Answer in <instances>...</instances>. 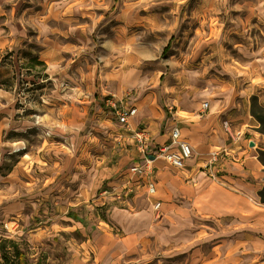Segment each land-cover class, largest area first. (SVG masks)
<instances>
[{
	"label": "rangeland",
	"instance_id": "rangeland-1",
	"mask_svg": "<svg viewBox=\"0 0 264 264\" xmlns=\"http://www.w3.org/2000/svg\"><path fill=\"white\" fill-rule=\"evenodd\" d=\"M190 77L218 96L264 101V0H0V232L76 190L87 152L120 162L110 102ZM255 213L253 232L205 219L123 264H264V211Z\"/></svg>",
	"mask_w": 264,
	"mask_h": 264
},
{
	"label": "crops",
	"instance_id": "crops-1",
	"mask_svg": "<svg viewBox=\"0 0 264 264\" xmlns=\"http://www.w3.org/2000/svg\"><path fill=\"white\" fill-rule=\"evenodd\" d=\"M190 79L181 85L165 82L139 100L123 96L114 101L117 108H135L129 125L145 128L153 144L167 143L169 130L177 126L192 149L184 168L154 157L152 176L125 184L128 169L142 162L130 137L125 135L119 163H94L87 152L86 163H75L76 190L68 197L63 192L50 203L43 199L47 204L41 202L40 208H31L21 218L10 217L16 227L0 232V241H14L21 252L14 264H43L50 255L67 258L66 264H123V258L144 254L150 246L174 244L181 227L207 223L205 219L217 223L229 219L231 229L255 231V210L264 211V122L258 119L264 120V101L256 95L218 96V88ZM192 94L198 101L189 100ZM201 98L209 101L206 109ZM223 121L241 134L238 141L225 134ZM117 128L115 124L113 131ZM213 152L218 158L207 169ZM145 182L153 183L152 195ZM155 202L160 203L158 220L153 218ZM22 243L28 250L21 248ZM232 253L237 257L231 262L239 263V252Z\"/></svg>",
	"mask_w": 264,
	"mask_h": 264
},
{
	"label": "built area",
	"instance_id": "built-area-1",
	"mask_svg": "<svg viewBox=\"0 0 264 264\" xmlns=\"http://www.w3.org/2000/svg\"><path fill=\"white\" fill-rule=\"evenodd\" d=\"M109 105L112 109V115L116 118V122L119 126L118 132L115 134V140L118 144L123 142L125 135L130 137L135 144V148L141 157L142 162L138 165L131 166L127 173L125 184L131 182H143L150 176H152V165L149 156L161 158L174 168L182 169L185 166V162L192 157V149L190 145L180 137L179 128L172 126L169 130V141L167 143L157 145L153 144L150 140L149 134L145 128L132 129L129 125V120L135 115V108H117L114 102H110ZM203 109L207 108V103H203ZM222 128L225 134L231 141H238L241 138V134L231 130L230 123L228 121L222 122ZM218 158V153L213 152L210 158V163L207 165V169L214 164ZM146 189L149 195L154 193V185L152 182H145ZM104 192L103 194H105ZM118 197V195H116ZM119 199V197H118ZM160 203L155 202L153 210L155 212V218L159 216Z\"/></svg>",
	"mask_w": 264,
	"mask_h": 264
},
{
	"label": "trees",
	"instance_id": "trees-1",
	"mask_svg": "<svg viewBox=\"0 0 264 264\" xmlns=\"http://www.w3.org/2000/svg\"><path fill=\"white\" fill-rule=\"evenodd\" d=\"M261 123L264 122L263 117H258ZM21 252L16 246L15 242L9 239L0 241V258L3 264H14L16 259L19 258ZM16 264H20L17 262Z\"/></svg>",
	"mask_w": 264,
	"mask_h": 264
},
{
	"label": "water",
	"instance_id": "water-1",
	"mask_svg": "<svg viewBox=\"0 0 264 264\" xmlns=\"http://www.w3.org/2000/svg\"><path fill=\"white\" fill-rule=\"evenodd\" d=\"M153 158H154L153 156H149V157H148V159H150V160H153Z\"/></svg>",
	"mask_w": 264,
	"mask_h": 264
}]
</instances>
